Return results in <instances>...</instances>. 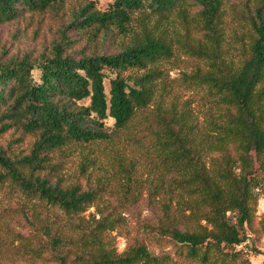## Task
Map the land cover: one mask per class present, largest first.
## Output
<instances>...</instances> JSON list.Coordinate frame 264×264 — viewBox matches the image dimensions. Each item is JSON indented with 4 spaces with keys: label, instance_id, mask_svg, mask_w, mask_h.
Masks as SVG:
<instances>
[{
    "label": "trees",
    "instance_id": "trees-1",
    "mask_svg": "<svg viewBox=\"0 0 264 264\" xmlns=\"http://www.w3.org/2000/svg\"><path fill=\"white\" fill-rule=\"evenodd\" d=\"M68 1L0 0V23ZM77 1L49 53L0 58V135L19 133L0 144V189L19 192L47 236L43 247L27 237L21 244L47 251L45 264H252L235 247L253 221L264 173V0L236 3L246 11L231 33L228 0H113L105 9ZM68 29L102 48L108 39L121 46L76 56L67 52ZM175 47L198 61L180 79L202 92L203 121L188 101L166 100L173 90L164 64ZM25 135L32 144L16 151ZM122 136L140 144L147 162L123 151ZM104 143L112 145L105 165ZM77 152L87 187L63 170ZM145 185L150 197L162 195L160 229L175 241L174 254L155 255L145 243L121 253L111 245L109 232L124 217L104 193L127 203ZM90 206L96 211L87 218Z\"/></svg>",
    "mask_w": 264,
    "mask_h": 264
},
{
    "label": "rangeland",
    "instance_id": "rangeland-1",
    "mask_svg": "<svg viewBox=\"0 0 264 264\" xmlns=\"http://www.w3.org/2000/svg\"><path fill=\"white\" fill-rule=\"evenodd\" d=\"M96 5L100 9H105L113 0H96ZM193 1V0H191ZM240 0H228L230 6L227 7V25L226 30L232 32L239 31L237 26L241 20H244L246 10L238 8L237 4ZM79 1L72 0L58 10L46 11H27L22 10L20 15L10 21L0 23V58L7 59L10 57H21L26 52H29L32 57H38L42 53H49L50 47L55 39L58 38L59 31L64 29L70 19V9L77 6ZM197 5L191 8L194 12L198 10ZM68 35L71 38V43L68 45L67 52L74 55L87 54L93 51H98L99 46L95 40L85 36L79 30L68 29ZM197 36L195 32L193 34ZM121 37V36H120ZM123 38V37H121ZM124 41H128L129 37H124ZM121 46L120 40L111 41L108 39L105 46L100 49L108 52H113ZM175 56L164 64L166 81L172 87V94L166 95L167 102L170 99L178 98L180 101H188L195 114L200 121L205 119L204 102L200 93L194 89L186 88L181 85V73L191 71L197 65L198 61L191 58L181 48L175 47ZM154 106L148 108V113L153 114ZM108 124L113 125L112 120H108ZM146 123L139 127H145ZM143 136V133H139ZM19 135L18 132L7 131L0 135V144L8 147L13 139ZM34 137L31 135L23 136V141L19 144H13L16 151L20 149L27 150L32 144ZM123 143V151L129 155H134L139 159V163L147 162L146 153L143 148H138L134 140L121 137ZM144 141L143 144H145ZM111 144L104 143L100 151L104 165L108 162L112 163L109 149ZM121 146V144H120ZM78 153L70 156L64 164V173L66 177H78L84 187L86 178L78 170L79 156ZM107 166V165H106ZM109 168V166H108ZM239 170V169H238ZM99 174V170L95 171L92 180ZM92 181V183H93ZM258 192V200L256 210L251 225H246L245 239L241 244L236 245V250H240L244 257L248 258L252 264H264V231L261 229V219L264 217V173L262 185L256 188ZM149 189L145 185L138 199L124 203V199L117 194L110 192L104 193V199L108 202V207H118L122 216L123 222L115 229L109 232L111 245L114 246L117 252L121 253L128 245L137 243H145L155 255H163L166 253L174 254L177 248L172 236L160 229L163 220V211L161 207L162 195L156 198L150 197ZM104 207V203L99 204ZM96 206H90L84 215L91 218V213H95ZM42 216H44V207H42ZM233 221H236V213L227 212ZM97 217L99 215L97 214ZM65 216H61V222H64ZM169 223V222H168ZM42 220L38 221L32 216V210L26 203V199L19 192L12 191L9 186L5 185L0 189V264H45L43 256H48L47 251L43 255L36 254L28 246L21 244L22 237H27L35 246H41L46 241L47 236L44 234V226ZM39 244V245H38ZM43 247V246H41ZM56 264L55 261L48 262Z\"/></svg>",
    "mask_w": 264,
    "mask_h": 264
}]
</instances>
